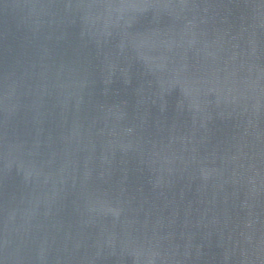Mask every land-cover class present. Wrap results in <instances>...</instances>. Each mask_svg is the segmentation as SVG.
I'll return each instance as SVG.
<instances>
[{
  "label": "water",
  "instance_id": "obj_1",
  "mask_svg": "<svg viewBox=\"0 0 264 264\" xmlns=\"http://www.w3.org/2000/svg\"><path fill=\"white\" fill-rule=\"evenodd\" d=\"M0 264H264V0H0Z\"/></svg>",
  "mask_w": 264,
  "mask_h": 264
}]
</instances>
